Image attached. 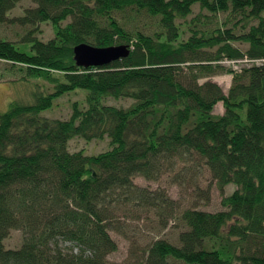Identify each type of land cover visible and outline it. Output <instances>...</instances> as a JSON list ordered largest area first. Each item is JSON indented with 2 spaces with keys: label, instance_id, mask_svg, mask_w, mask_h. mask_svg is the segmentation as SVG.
Listing matches in <instances>:
<instances>
[{
  "label": "trees",
  "instance_id": "1",
  "mask_svg": "<svg viewBox=\"0 0 264 264\" xmlns=\"http://www.w3.org/2000/svg\"><path fill=\"white\" fill-rule=\"evenodd\" d=\"M22 1L34 7L10 18ZM6 23L24 34L0 39V81H35L38 92L0 112V264H109L122 221L151 215L160 232L176 216L183 231L178 244L148 243L143 264H264V0H0ZM83 43L130 52L84 68L74 60ZM224 60L248 64L235 72ZM221 74L234 76L227 93L212 80ZM77 89L87 107L41 116ZM76 137L110 148L71 152ZM205 171L221 194L236 186L220 211L178 215L166 190L136 183L174 174L200 191ZM12 231L23 234L17 249L6 247Z\"/></svg>",
  "mask_w": 264,
  "mask_h": 264
},
{
  "label": "rangeland",
  "instance_id": "2",
  "mask_svg": "<svg viewBox=\"0 0 264 264\" xmlns=\"http://www.w3.org/2000/svg\"><path fill=\"white\" fill-rule=\"evenodd\" d=\"M34 7L31 1H22L10 13V18L22 16L24 11ZM195 14L199 12V7L194 8ZM225 16H221L224 19ZM41 31L37 36L38 38L48 41L54 37V27L51 23H43L39 25ZM24 34V29L11 23L0 25V39H8L13 42H20L21 36ZM30 46V44H25ZM240 47L238 43L236 44ZM23 46V45H22ZM242 48H247L246 46ZM30 51V49H28ZM225 67L232 69L235 72H240L242 68L247 66V61H230L224 60L221 62ZM233 74H221L212 77V80L217 82L227 93L232 85ZM41 84V83H40ZM42 85V84H41ZM47 85V84H46ZM49 87V85H47ZM46 86V87H47ZM46 87L44 89H46ZM38 92L35 81L31 83H12L8 81H0V112L8 110L11 101L18 102H32L35 92ZM42 91V89H41ZM89 94L88 90L77 89L63 97L57 99L52 109L41 113L42 117L48 119H69L72 114L74 103H79L81 107H87L86 98ZM132 100H114L108 99L107 104L113 106L127 107L131 104ZM223 104H219L215 109V114L223 113ZM110 140L86 141L83 138H73L69 142V149L71 152L85 151L88 155H97L105 152L110 148ZM174 174L165 176L159 182H147L144 179L138 178L136 183L140 186H148L154 190L164 189L169 195L180 205L178 208V215L181 208L197 207L201 210L209 212H217L223 209L221 202L223 195L231 194L236 186L231 184L226 188L224 194L218 190L215 183L211 182L209 173L206 171L200 175L199 187L200 191L195 190L193 184H177L173 182ZM211 187V192L207 190ZM203 190V191H202ZM201 192V193H199ZM209 193V194H208ZM201 198H200V197ZM208 198V199H207ZM123 220V219H122ZM123 222V230L119 231L120 234H113L117 240L119 249L116 253L112 254L109 259V264H143L142 259L143 250L146 245L153 241L155 238H165L173 244L179 243V235L183 231L177 216L170 219V223L165 230L161 232L157 229L156 220L153 215L148 219L140 220H127ZM23 242V234L20 231H12L9 238L6 240V247L17 249ZM139 257L141 259H139ZM143 257V258H142Z\"/></svg>",
  "mask_w": 264,
  "mask_h": 264
},
{
  "label": "water",
  "instance_id": "3",
  "mask_svg": "<svg viewBox=\"0 0 264 264\" xmlns=\"http://www.w3.org/2000/svg\"><path fill=\"white\" fill-rule=\"evenodd\" d=\"M127 46L95 47L86 43L74 48V60L79 67H104L129 55Z\"/></svg>",
  "mask_w": 264,
  "mask_h": 264
}]
</instances>
